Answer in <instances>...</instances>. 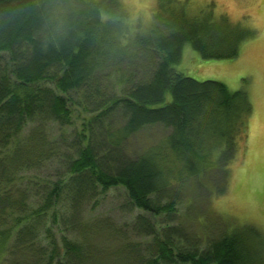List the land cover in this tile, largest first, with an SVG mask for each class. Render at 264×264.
<instances>
[{"label":"trees","instance_id":"obj_1","mask_svg":"<svg viewBox=\"0 0 264 264\" xmlns=\"http://www.w3.org/2000/svg\"><path fill=\"white\" fill-rule=\"evenodd\" d=\"M254 35L226 17L191 16L177 0H159L144 32L121 0H0L1 264H264V234L251 224L203 245L144 213L130 231L151 240L145 243L109 220L80 219L83 207L121 187L129 211L172 215L179 187L230 161L253 112L248 91L198 80L174 65L186 44L204 59H230ZM136 58L142 66L131 85L121 95L104 91L106 72L137 65ZM76 103L90 117L56 154L46 126L74 124ZM117 114L122 124L113 127ZM157 124L169 135L127 157L130 137ZM55 159L63 168L53 179L33 175ZM101 234L109 243L123 239L104 249L95 243Z\"/></svg>","mask_w":264,"mask_h":264},{"label":"rangeland","instance_id":"obj_2","mask_svg":"<svg viewBox=\"0 0 264 264\" xmlns=\"http://www.w3.org/2000/svg\"><path fill=\"white\" fill-rule=\"evenodd\" d=\"M121 1L133 27L142 32L150 28L159 0ZM177 1L186 6L191 16L208 13L213 14L216 19L226 17L233 25L255 32L253 38L243 43L240 55L236 58L204 59L191 44H186L182 61L174 65L178 71L198 80L221 81L231 90L246 89L253 104L248 128L238 137L235 152L229 155L230 161L225 163L223 158L205 174L191 178L186 185L177 189L180 200L172 215L165 213L154 217L140 209L129 211L126 205L127 192L121 187L110 189L97 203L83 207L80 219L88 222L109 220L118 232L144 243L151 240L137 237L130 231V226L139 213L147 214L159 228L179 226L203 245L206 244L207 237H217L245 224L258 227L264 234V0ZM134 62L138 64H122L107 71L100 85L104 91L121 95L133 81L129 77H134L136 69L142 66V59ZM72 108L74 124L61 127L51 122L46 126L44 135L48 143L51 142V148L56 147V154L66 152L67 148L62 140H72L75 133L82 130L85 119L90 117L78 103ZM121 124V117L119 114L115 115L111 125L117 127ZM33 128L32 125L28 126L24 135H28ZM169 133L170 129L160 124L143 128L124 144L126 156L137 157L164 140ZM219 154V149L213 151L215 158ZM61 168L62 164L55 159L45 167L33 170V175H51L53 179L56 171ZM121 239L123 237L110 238L109 243L101 234L95 238V243L104 249L107 245L112 248L120 244Z\"/></svg>","mask_w":264,"mask_h":264}]
</instances>
